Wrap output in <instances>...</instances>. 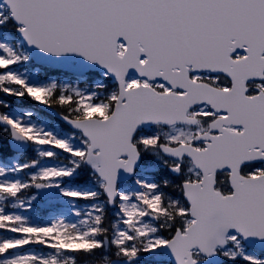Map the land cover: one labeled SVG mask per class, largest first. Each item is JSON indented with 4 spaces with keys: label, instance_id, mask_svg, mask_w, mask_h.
I'll use <instances>...</instances> for the list:
<instances>
[{
    "label": "snow or ice",
    "instance_id": "1",
    "mask_svg": "<svg viewBox=\"0 0 264 264\" xmlns=\"http://www.w3.org/2000/svg\"><path fill=\"white\" fill-rule=\"evenodd\" d=\"M0 264H264V0H0Z\"/></svg>",
    "mask_w": 264,
    "mask_h": 264
}]
</instances>
